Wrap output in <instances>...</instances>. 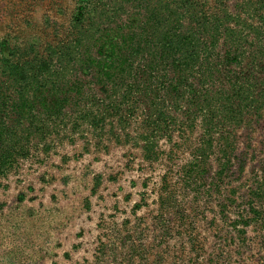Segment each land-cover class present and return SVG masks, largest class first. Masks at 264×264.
<instances>
[{
  "label": "rangeland",
  "instance_id": "obj_1",
  "mask_svg": "<svg viewBox=\"0 0 264 264\" xmlns=\"http://www.w3.org/2000/svg\"><path fill=\"white\" fill-rule=\"evenodd\" d=\"M137 2L144 5V14L134 21L136 25L149 27L154 36L159 35L156 40L183 37L193 47L188 65L181 70L188 81L180 87L184 95L174 112L176 140L186 134L191 135L193 146L206 141L234 110L230 129L244 171L232 174L233 184L256 178L264 167V0H101L95 6L100 13L93 11L96 23L79 45L68 77L98 80L94 75L101 66L85 73L84 60L91 55L104 63L110 50L107 38L115 34L113 29L127 26ZM76 8L77 0H0V49L36 45L41 52L48 44H56L67 35ZM114 12L119 14L113 17ZM143 52L134 53L122 45L111 62L124 61L125 70H117L111 81L86 87L85 98L90 101L84 103L100 119L105 117V125L65 126L66 120L50 140L35 142L30 155L18 158L0 175V264H85L94 260L106 233L114 240L127 234L128 228L137 231V241L144 242L142 249L151 259L150 263L143 260L144 264H207L208 260L211 264H264V235L250 237L242 248L227 239L236 213L226 211L231 220H224L216 206L218 192L196 200L193 193L178 191L177 199L183 200L181 218L185 214L187 221L180 220L179 233L165 236L153 231L167 161L166 156L153 164L144 159L137 121L146 116L152 98L156 102L168 99L165 91L178 73L169 69L163 81L158 70L150 76L147 66L154 55ZM132 69L133 77L149 78L151 89L148 95L136 93L135 122L113 124L121 116L113 101L124 105L135 98V92L126 91ZM126 111L131 113L130 108ZM70 116L77 115L71 110ZM159 144L162 152L169 149L165 139ZM185 155L174 160L173 169L187 162L190 156ZM215 159L210 162V177L218 170ZM238 169L236 164L234 170ZM117 223L124 224L121 231H110Z\"/></svg>",
  "mask_w": 264,
  "mask_h": 264
},
{
  "label": "trees",
  "instance_id": "obj_2",
  "mask_svg": "<svg viewBox=\"0 0 264 264\" xmlns=\"http://www.w3.org/2000/svg\"><path fill=\"white\" fill-rule=\"evenodd\" d=\"M100 1L77 0V8L71 17L67 35L58 38L56 44H48L41 52L36 45L24 48L1 47L0 175L7 173L18 158L30 155L35 142L50 140L58 127L66 120L68 122L66 121L65 126L83 123L97 128L103 122L105 125V117L100 119V114L93 112V108L87 109L89 105L84 101H90V99L85 98L86 87L93 82L96 84L111 81L118 75L117 70H125L124 61L112 60L111 62L114 52L122 45L130 48L134 53L143 52L147 48L153 49L154 51L143 52L154 55L153 61L147 66V74L151 76L153 71L158 70L163 81L166 80L169 69L178 73V78L172 81L170 89L165 91L168 99H160V102H156L152 98L146 116L142 121H137L140 130L138 137L143 143L144 159L153 164L159 161L161 156H166L167 161L166 170L160 181L158 209L152 224L153 231L165 236L170 233H179L177 229L181 225L180 220L187 221L185 214L181 218L179 207L183 200L177 199L178 191H183L185 194L193 193L196 200L204 194L212 198L214 192H218L220 196L224 194L222 199L217 196L215 200L216 206L221 208L224 220L226 222L231 220L225 215L226 211L233 210L236 213L231 226L228 225L227 239L236 241L241 248L247 247L250 237L259 238L264 235V167L258 170L256 178L246 181L245 184H233L232 174L237 172L242 175L244 171V162H239L237 154L235 134L230 129L232 119H235L234 110L230 117L225 118L224 126L210 134L206 141L200 140L198 145L193 146L191 135L186 134L178 136L176 140L173 134L176 117L174 112L177 113L175 108L179 109L182 95H184L180 87L188 81L185 75L181 74V70L183 71V68L188 65L193 49L187 45L185 38L166 36L156 40L159 35L154 36L149 27L142 28L135 24L134 21H140L144 14V5L137 2L133 7L138 9L129 12L127 26L113 29L112 32L115 34L107 38L110 50L107 53L108 56L103 57L104 63L91 55L85 58L84 66H82L85 73L96 65L101 66L97 75H94L98 80L92 81L87 78L81 82V79L74 78L76 77L74 74L68 77V73H72L71 64L79 54V45L84 37L90 34L96 23L93 11H98V7L95 6H100ZM117 1L120 2V0ZM104 13L107 18H110L107 11ZM118 14L114 12L113 17ZM91 37H94V34ZM121 57V55L118 58L115 56L116 59ZM76 71L77 69L73 68V72L76 73ZM130 73L126 91L127 94L135 92L133 94L135 98L128 100L124 105L118 104L117 100L113 101L117 105V113L121 114L117 122L113 120V124L120 125L121 122L123 123L124 120L128 122L129 119V122H135L138 117L132 108L134 110L136 108L134 105V100H138L136 93L141 91L148 95L151 89V83H147L149 78L133 77L134 69ZM108 96L112 98L115 95L111 93ZM127 108L131 109L130 114L127 113ZM71 110L76 113L75 118L70 116ZM223 128L225 132H219ZM217 134L220 135L218 140L215 138ZM161 139H165L170 144L166 152H162L160 148ZM216 140L218 144L215 143ZM180 154L183 157L188 154L190 157L184 165L181 164L180 168L175 170L173 167L177 161L181 160L178 158ZM213 157H216L218 170L214 177H210L212 169L210 162ZM175 159L177 161L174 163ZM236 164L239 165L237 171L234 170ZM123 225L117 223L114 229L110 228V231H121ZM127 230V234L122 233L118 239L114 238V240L110 238L109 233H106V240L100 241L96 248L94 260L85 264H144L143 260L150 263V256L148 257L142 249L143 240L137 241L135 238L137 231L129 228ZM211 263L212 260L209 264ZM158 264H164V262H158Z\"/></svg>",
  "mask_w": 264,
  "mask_h": 264
}]
</instances>
